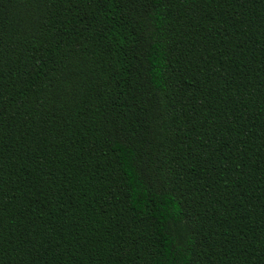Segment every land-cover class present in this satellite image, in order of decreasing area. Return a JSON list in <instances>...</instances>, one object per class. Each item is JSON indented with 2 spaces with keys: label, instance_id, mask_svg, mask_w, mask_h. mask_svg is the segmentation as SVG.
<instances>
[{
  "label": "trees",
  "instance_id": "16d2710c",
  "mask_svg": "<svg viewBox=\"0 0 264 264\" xmlns=\"http://www.w3.org/2000/svg\"><path fill=\"white\" fill-rule=\"evenodd\" d=\"M0 264H264V0H0Z\"/></svg>",
  "mask_w": 264,
  "mask_h": 264
}]
</instances>
